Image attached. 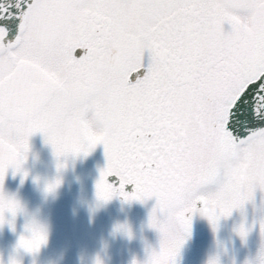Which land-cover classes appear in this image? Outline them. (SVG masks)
I'll return each instance as SVG.
<instances>
[{"label": "snow or ice", "instance_id": "1", "mask_svg": "<svg viewBox=\"0 0 264 264\" xmlns=\"http://www.w3.org/2000/svg\"><path fill=\"white\" fill-rule=\"evenodd\" d=\"M36 134L58 173L103 145L98 203L154 199L159 246L143 264H177L194 215L215 232L264 193V0H0V227L24 213L4 183L9 170L29 176ZM24 228L17 249L35 254L47 229ZM115 231L132 237L126 223ZM259 232L245 264H264V219Z\"/></svg>", "mask_w": 264, "mask_h": 264}, {"label": "rangeland", "instance_id": "2", "mask_svg": "<svg viewBox=\"0 0 264 264\" xmlns=\"http://www.w3.org/2000/svg\"><path fill=\"white\" fill-rule=\"evenodd\" d=\"M41 137L36 134L30 139L31 151L24 166L29 176L21 183L19 174L13 176L8 172L4 192L15 197L16 193H10L15 191L13 185L20 191L22 184L27 187L43 185L59 175L60 187H65L67 193H60V199L56 200L51 194L42 195V190L27 193L28 218H24L23 213L17 215L11 232L7 222L0 227V261L8 264L15 258L22 264H94L99 256L103 264H132L133 259L143 264L147 250L159 246V234L149 228L147 216L140 214L142 211L149 215L153 205L145 202L141 209L140 202L128 203L117 197L98 203L95 185L100 170L106 165L103 145H98L87 156L68 157L67 167L58 173L50 145L43 140L37 141ZM43 201L57 207L56 213L50 216V223L41 218ZM262 201L264 193L257 189L243 213L234 210L231 216L221 218L215 232L206 218L194 215L191 234L180 250L177 264H208L213 257H218L220 264H245L255 259L262 242L259 232V223L264 219ZM31 218L47 229V242L35 254L16 247L20 235H27L24 226ZM241 222L254 225L245 240H241L235 231ZM125 223L132 231L131 238L115 231L117 224Z\"/></svg>", "mask_w": 264, "mask_h": 264}, {"label": "flooded vegetation", "instance_id": "3", "mask_svg": "<svg viewBox=\"0 0 264 264\" xmlns=\"http://www.w3.org/2000/svg\"><path fill=\"white\" fill-rule=\"evenodd\" d=\"M43 140V137H41V138H39L37 141H42ZM105 161H106V159H105ZM106 163V162H105ZM9 172H11V170H9ZM21 186V190L20 191H18L17 190V187H16V185H13L12 186V188L14 187L15 188V191H10V193H16V199L21 203V204H23L22 206H23V208H24V213H23V215H24V218H28V215H27V210H28V208H26V206L25 205H29L28 204V202L25 200L26 198H27V193H29L30 192V190H42L43 191V187H44V184L43 185H40V183L38 184V185H35V186H33V187H30V186H26V184H22V185H20ZM89 188H91V187H89ZM130 190V189H129ZM62 192H65V193H67V189L65 188V187H60L59 186V188L56 190V192L54 193V194H51V195H53V198L56 200V199H60V193H62ZM43 193H44V191H43ZM18 195H20V197L18 198ZM42 195H45L46 196V194L44 193V194H42ZM119 200H121L122 198H120V197H117ZM146 204H149V205H153L154 206V204H155V200L154 199H151V200H148V201H146ZM142 203L140 204V208L142 209ZM40 206H41V209H42V214H41V218L45 221V222H48V223H50V216H52L53 214H55L56 213V210H57V207H55L54 205H52L51 203H48V202H46V201H43L42 202V204H40ZM140 214L141 215H145V216H147V218H146V220H148V214H145L144 212H140ZM18 215H20V214H18ZM9 217H10V215H9ZM54 220L56 219V218H53ZM55 224V223H54ZM51 227H53V226H51ZM11 231H13V228L11 227V229H10V232Z\"/></svg>", "mask_w": 264, "mask_h": 264}, {"label": "clouds", "instance_id": "4", "mask_svg": "<svg viewBox=\"0 0 264 264\" xmlns=\"http://www.w3.org/2000/svg\"><path fill=\"white\" fill-rule=\"evenodd\" d=\"M17 247V246H16ZM20 262V264H22V261L18 260Z\"/></svg>", "mask_w": 264, "mask_h": 264}]
</instances>
